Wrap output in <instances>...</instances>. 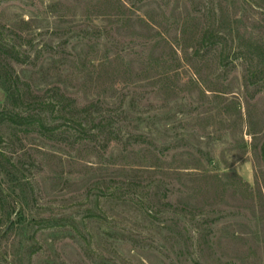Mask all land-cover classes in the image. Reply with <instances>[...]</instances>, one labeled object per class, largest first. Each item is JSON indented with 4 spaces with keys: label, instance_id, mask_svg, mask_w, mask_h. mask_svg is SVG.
<instances>
[{
    "label": "rangeland",
    "instance_id": "rangeland-1",
    "mask_svg": "<svg viewBox=\"0 0 264 264\" xmlns=\"http://www.w3.org/2000/svg\"><path fill=\"white\" fill-rule=\"evenodd\" d=\"M0 190V264H264V0H0Z\"/></svg>",
    "mask_w": 264,
    "mask_h": 264
},
{
    "label": "trees",
    "instance_id": "trees-1",
    "mask_svg": "<svg viewBox=\"0 0 264 264\" xmlns=\"http://www.w3.org/2000/svg\"><path fill=\"white\" fill-rule=\"evenodd\" d=\"M213 32L214 31L210 30L209 28L204 30L203 34H202L201 42L206 43V41H208L213 35H215ZM4 87H5V90L8 91L9 93H11L13 96H16L15 91L16 92L18 91V93L21 92V90L19 88L18 79H15L14 81H12V83H9L8 86L5 85ZM53 91L57 96H59L58 98H55L54 100H52V103L54 104L53 106L55 108L59 107L60 111H61V109H63L65 115L66 114L68 115L70 121L73 120L72 122L78 123V127H79L78 131H79V136L81 139L92 140L94 138V135H90V130L85 128L86 126H88L89 123L94 124L95 127H97L98 131H100V132L104 131L103 129H104V127H106L104 125L106 122V119L104 118L103 114H99V116H96L97 118H92V119H90V121H88V118L93 116V113L99 109L97 102H91L87 105L79 107V106H77L75 99L69 98L64 93H60L59 88H53ZM31 95L33 97L31 103H36L39 105H41V103H44L42 98H40L39 95H34V96H33V94H31ZM19 97H20V95H19ZM81 114L84 115L86 122H83L82 120L76 121L74 119L76 115H81ZM29 117L30 116H23L20 114H8L7 115V119L16 125H28V124H30ZM36 125L38 128V131L41 133H48V132L54 133V131H55L53 128H50L48 126V124L45 122V119H43L41 114H39V116H38V119L36 121ZM140 139L142 140L143 137L138 136L137 141H140ZM0 198H1V190H0Z\"/></svg>",
    "mask_w": 264,
    "mask_h": 264
}]
</instances>
